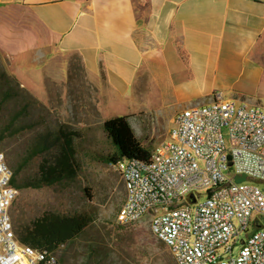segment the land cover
I'll return each instance as SVG.
<instances>
[{"label":"crops","instance_id":"0c3cea01","mask_svg":"<svg viewBox=\"0 0 264 264\" xmlns=\"http://www.w3.org/2000/svg\"><path fill=\"white\" fill-rule=\"evenodd\" d=\"M74 56L100 113L125 102L129 120L151 82L193 106L243 78L263 89L264 0H0V62L29 95H65Z\"/></svg>","mask_w":264,"mask_h":264},{"label":"built area","instance_id":"2783aa9c","mask_svg":"<svg viewBox=\"0 0 264 264\" xmlns=\"http://www.w3.org/2000/svg\"><path fill=\"white\" fill-rule=\"evenodd\" d=\"M174 122L148 160L113 164L126 191L116 224L149 214L152 232L177 264H264V190L234 178L264 180V105L220 92L177 112ZM13 175L0 151V264H64L65 243L49 251L18 237L10 210L18 193Z\"/></svg>","mask_w":264,"mask_h":264},{"label":"rangeland","instance_id":"374dc122","mask_svg":"<svg viewBox=\"0 0 264 264\" xmlns=\"http://www.w3.org/2000/svg\"><path fill=\"white\" fill-rule=\"evenodd\" d=\"M71 61L76 63V68L70 67L65 95H62L61 86L51 84L56 88L51 90L48 105L29 95L0 62V148L13 171L19 169V183L36 175L38 163L45 156L52 157L56 151L54 146L25 162L40 135L56 130L58 125L79 132L74 137L80 163L77 174L51 186L17 189V197L10 209L15 228L46 211L83 213L91 220L73 241L59 250L64 264H174L176 261L169 247L152 232L149 214L127 226L116 224L126 191L115 166L105 159L115 148L102 125L105 119L125 115L128 105L113 101L102 115L95 92L84 79L79 58L74 56ZM255 84L243 78L233 89L220 87L216 93L223 90L225 98L264 105V88H257ZM138 92L137 104L143 112L139 117L131 118L130 123L144 146L153 151L170 137V131L175 127V114L193 105L170 95L162 97L152 82ZM234 178L255 182L264 190V180L245 174ZM255 228L252 225L251 230Z\"/></svg>","mask_w":264,"mask_h":264},{"label":"trees","instance_id":"16d2710c","mask_svg":"<svg viewBox=\"0 0 264 264\" xmlns=\"http://www.w3.org/2000/svg\"><path fill=\"white\" fill-rule=\"evenodd\" d=\"M70 67L76 68V63L71 61ZM129 117V115H120L103 121V129L115 148L111 154L105 157L109 163L114 164L124 157L144 160L151 157L152 151L137 138ZM78 135V131L67 129L64 125H58L56 130H50L48 133L40 135L32 152L24 161L27 162L34 155L51 150L55 146L56 151L53 156L43 157L38 163L36 175L25 179L23 183L17 181L19 169H15L11 183L17 189L23 187L41 188L75 176L80 168L74 142V137ZM90 220L91 218L83 213L63 214L46 211L27 224L19 226L16 233L24 244L56 251L61 243L67 244L73 241L85 229ZM174 264L177 263L174 262Z\"/></svg>","mask_w":264,"mask_h":264},{"label":"water","instance_id":"95a60500","mask_svg":"<svg viewBox=\"0 0 264 264\" xmlns=\"http://www.w3.org/2000/svg\"><path fill=\"white\" fill-rule=\"evenodd\" d=\"M194 200V198H192Z\"/></svg>","mask_w":264,"mask_h":264}]
</instances>
